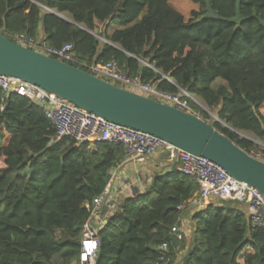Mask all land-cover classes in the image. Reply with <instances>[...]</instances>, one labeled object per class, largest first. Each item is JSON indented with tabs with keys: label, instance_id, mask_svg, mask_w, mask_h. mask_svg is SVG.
I'll return each instance as SVG.
<instances>
[{
	"label": "trees",
	"instance_id": "trees-1",
	"mask_svg": "<svg viewBox=\"0 0 264 264\" xmlns=\"http://www.w3.org/2000/svg\"><path fill=\"white\" fill-rule=\"evenodd\" d=\"M172 1L0 0V34L42 33L49 47L71 44L79 60H114L128 76L219 107L220 121L264 143V0H191L197 8L188 20ZM113 22L120 28L109 34ZM217 80L224 85L214 90ZM211 126L247 154L255 149L220 123ZM89 146L56 139L39 106L0 92V264L78 263L92 200L124 158L120 144ZM197 191L173 163L143 193L125 196L97 229L94 264H159L163 242L172 264L186 247L183 234L171 233L184 216L194 232L181 264H239L240 257L264 264V228L251 226L240 203L178 209Z\"/></svg>",
	"mask_w": 264,
	"mask_h": 264
},
{
	"label": "built area",
	"instance_id": "built-area-1",
	"mask_svg": "<svg viewBox=\"0 0 264 264\" xmlns=\"http://www.w3.org/2000/svg\"><path fill=\"white\" fill-rule=\"evenodd\" d=\"M8 40L37 54L83 71L115 87L173 107L206 122L202 119L201 113L196 112L193 108L191 95L185 90L178 89L175 94L167 93L159 89L157 82L146 83L138 76H128L114 60L105 64L88 63L86 60L82 61L76 57L71 44L52 48L47 46L42 39L26 34L14 35ZM0 92L5 97L10 94L24 97L39 106L44 116L53 125L56 139L67 138L78 144L122 145L124 158L121 164L144 163L158 151L167 152L168 161L179 163L181 173L191 178L198 187L197 193L178 207L179 210L201 211L213 201L237 202L247 212L246 215L252 227L264 228V197L262 194L246 183L230 177L224 170L208 160L186 154L150 134L108 122L75 107L52 93L18 79L0 76ZM257 160L264 163L262 159ZM112 181L113 179L110 178L103 192L92 200L90 216L82 229L77 264H94L99 246L97 229L107 224L110 213L107 209L111 208ZM171 233L178 239L182 238V233L177 227H173ZM159 251L161 252L159 264H171V260L167 257V242H163L159 246Z\"/></svg>",
	"mask_w": 264,
	"mask_h": 264
},
{
	"label": "water",
	"instance_id": "water-1",
	"mask_svg": "<svg viewBox=\"0 0 264 264\" xmlns=\"http://www.w3.org/2000/svg\"><path fill=\"white\" fill-rule=\"evenodd\" d=\"M0 76L33 84L108 122L150 134L186 154L204 158L264 197V163L193 115L115 87L16 45L1 34Z\"/></svg>",
	"mask_w": 264,
	"mask_h": 264
},
{
	"label": "crops",
	"instance_id": "crops-1",
	"mask_svg": "<svg viewBox=\"0 0 264 264\" xmlns=\"http://www.w3.org/2000/svg\"><path fill=\"white\" fill-rule=\"evenodd\" d=\"M172 8H174L184 17L180 10L175 7ZM196 8L197 7L192 3L191 10H196ZM119 28V23L113 22L110 24L108 32L111 34L113 31L118 30ZM38 38L43 40L42 33L39 34ZM172 167L173 163L169 162L167 157L164 155V152L161 151L156 152L144 163L119 164L114 170H112L109 176L113 179L111 189L112 202L110 204L111 208L107 210L110 212L113 206L120 204L123 198L127 195L143 193L156 175L160 176L166 174L172 169ZM193 225V222L188 216H184L182 218L179 230L184 235L187 243L184 249H181L177 252L172 264H181L183 255L188 249L189 239H191L190 237H192L194 232ZM187 238L189 239L187 240Z\"/></svg>",
	"mask_w": 264,
	"mask_h": 264
},
{
	"label": "rangeland",
	"instance_id": "rangeland-1",
	"mask_svg": "<svg viewBox=\"0 0 264 264\" xmlns=\"http://www.w3.org/2000/svg\"><path fill=\"white\" fill-rule=\"evenodd\" d=\"M191 5H192L191 0H174V1L171 2V6L172 7H175V8H177L178 10H180L182 12V14L185 17L184 18L185 20H188L189 19L190 13H191V11H193V10H191ZM95 36L97 37V39L100 42L104 43V39L103 38H101L98 35H95ZM222 85H224V83L222 81H220V80H217L212 85V88L214 90H217ZM191 98L193 100V105L195 107V111L196 112L198 111L200 113L203 112L206 115L205 121L207 122V124L211 125L214 122H218L223 127L227 126L230 129H232L230 126H228L227 124H225L224 122H222V121H220L218 119V117H217V111H218L219 107L214 108V109H208L206 107V105L202 101H200L199 99L195 98L194 96H191ZM260 112H261V114L264 115V105L261 107ZM234 131H235L234 133H237V135L239 137L245 138V139L249 140L250 142H252L254 144L255 149L251 153V156H253V158L264 160V143L263 142L259 141L257 138H255L250 133L242 132V131H237V130H234ZM89 145H90L89 146V149L91 151H93L94 148H95V145H91V144H89ZM212 204H214V208L223 205V203H220L219 201H213ZM243 211H244L245 214H247V212L244 209H243ZM193 227H194V225H193ZM190 230H191V228H190ZM190 238H192V237H190ZM188 239L189 238H187V240ZM189 241H190V239H189ZM238 262H239V264H242V257H240L238 259Z\"/></svg>",
	"mask_w": 264,
	"mask_h": 264
}]
</instances>
